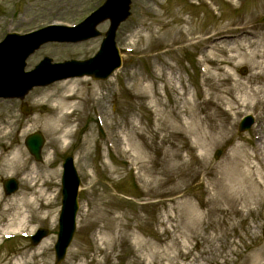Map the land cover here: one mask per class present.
<instances>
[{
	"label": "rangeland",
	"instance_id": "rangeland-1",
	"mask_svg": "<svg viewBox=\"0 0 264 264\" xmlns=\"http://www.w3.org/2000/svg\"><path fill=\"white\" fill-rule=\"evenodd\" d=\"M103 1L0 0V40L11 31L76 24ZM236 4L240 7L235 8ZM263 15L264 0H132L131 16L116 35L123 65L107 80L83 77L85 82L79 87L83 98H77L80 107L65 120L71 132L64 148L52 143L44 127L51 110L42 103V92L61 81L36 87L23 100L0 99V126L9 132L0 140V150L16 140L15 147L27 153L25 168L40 171L37 188L47 190L45 197L34 194L37 200L24 211L26 217L17 220L24 225L9 233L12 239L0 234V264L18 259H28L27 264H54L61 164L68 154L74 156L81 178L80 208L74 239L61 264L264 261L258 256L264 247V194L248 203L232 194L234 189L214 180L222 175L225 159L237 145L254 143L255 127L264 126L262 104L230 115L225 112L228 100L223 93L230 90L238 96L244 87L253 86V71L245 59L250 58L249 52L237 36L225 33L245 27L264 34V23L259 21ZM186 20L197 29V37L214 29L222 34L218 41H228L208 46L196 39L182 42L188 32ZM108 26V21L99 25L102 35L85 42L41 46L27 59L25 70L33 69L44 56L53 62L93 56ZM170 27L180 30L174 43L163 37ZM205 58L219 60V68ZM243 66L245 75L238 72ZM258 83L264 93V82ZM24 103L31 107L28 115L21 110ZM247 114L254 116L255 126L238 132ZM24 129L16 138L15 132L21 134ZM36 131L45 137L40 162L24 142ZM204 137L209 138L205 145ZM7 178L19 182L17 192L9 196L2 186ZM24 181L18 171L0 172V230L7 228L11 218L4 209L29 189ZM226 183L230 184L228 177ZM230 194L235 206H231ZM85 209L92 213L88 218H83ZM40 227L48 228L50 235L34 246L28 236ZM98 231H105L110 240L101 244ZM73 250L75 255H71ZM29 255L32 258H24ZM203 255L212 257L205 260Z\"/></svg>",
	"mask_w": 264,
	"mask_h": 264
},
{
	"label": "bare ground",
	"instance_id": "bare-ground-1",
	"mask_svg": "<svg viewBox=\"0 0 264 264\" xmlns=\"http://www.w3.org/2000/svg\"><path fill=\"white\" fill-rule=\"evenodd\" d=\"M184 24V26H187L188 32H184L185 36L182 37V42L184 41V38L189 40L196 39V42L204 43V46H208L213 45L215 42L218 44L219 42L228 41L226 38L218 41L217 39H220L222 34L214 32V29H208L197 37V29L190 28L192 23L186 20ZM229 30L230 31L225 34L237 36L241 45L249 52L250 58L245 59L250 63L253 71L250 77V83L253 86L258 84V87L256 88H253V86L244 87L241 90V94L238 96L235 94L232 95L230 90H224L225 92L223 93L227 95L228 100V108L225 112L230 115H237L242 112V110H246L253 105L261 103L264 105V93H260L262 84L258 83V81L264 82V34L258 35L255 31L247 30L245 27H242L239 31L238 28H231ZM179 32L180 30H176L175 27H170L164 32L163 37H170L171 43H174L177 39L175 38V35L179 34ZM147 37L148 39H153L151 38V34H148ZM205 60L211 62L216 68H219V60L210 58H205ZM227 79L229 78L223 77L224 81ZM84 82V79H67L54 88L42 92L44 96L42 103L47 104L51 110L44 127L51 134L52 143L56 146L64 147L66 139L70 135L71 130L67 128V125L69 124H67V121L65 122V120L71 111V113H73L74 110L79 109L80 103L77 98H79V100L80 98H83L79 87L82 86ZM98 88L100 87H97V89ZM25 131L26 129L22 130L21 134L15 132L16 138L21 137ZM254 132L255 134H258L255 142L251 144L239 143L234 152L226 157L223 164L222 175L220 177H214L216 184L223 185L229 189H234L232 194L237 195L239 199L245 200L248 203L260 200L263 198L264 194V154L261 151L264 149V126L262 129L256 127ZM8 134L9 132L6 131V128L0 126V140ZM206 139L209 138L204 137L202 140L204 145L206 144ZM211 139L214 140L215 137H211ZM15 142L16 140L10 144H6L5 149L3 151L0 150V172H20L25 179V186H29V189H26V191L21 193V197L18 201L17 199L11 201L13 204L4 209L6 215L9 214L10 211L11 214L9 215L11 218L7 224V228L0 230V234H8L10 231H15L18 227L23 226V221L19 222L17 220L26 217L24 211H27L26 208L32 206L33 202L37 200L36 197H34V194H37L38 198L39 196L45 197L47 193V190L37 188V179L40 176V171L36 167L25 168L28 158L27 153L22 147H15ZM2 169H4V171ZM209 170L217 176L213 167H209ZM50 176V174L47 175L49 178ZM227 177L230 179V184L226 183ZM232 194H230V200H232L231 206H235ZM91 215L92 213L85 209L83 218H88ZM96 233L98 235L97 239L101 244H105L110 240L105 231L103 234L99 231ZM198 244L201 246L200 240H198ZM75 253L76 250H73L71 255H75ZM258 256L261 258L264 257V247L260 250ZM202 257L207 260L212 256L203 255ZM24 258H32V256H25ZM27 262L28 259H24L22 262L18 259L14 263L11 262L8 264H27ZM248 264H264V261L259 262L256 260L254 263L250 261Z\"/></svg>",
	"mask_w": 264,
	"mask_h": 264
},
{
	"label": "water",
	"instance_id": "water-1",
	"mask_svg": "<svg viewBox=\"0 0 264 264\" xmlns=\"http://www.w3.org/2000/svg\"><path fill=\"white\" fill-rule=\"evenodd\" d=\"M130 0H107L106 3L92 14L84 23L74 29L75 36L61 33H51L45 30L24 37L16 34L9 35L0 45V97H21L36 85H46L55 80L69 76L92 75L94 78H107L121 65L119 52L115 49L114 37L119 23L129 15ZM111 19V27L103 42L100 52L84 62H67L51 65L46 58L31 73H24L27 56L47 40H80L98 35L95 26L104 19ZM30 151L40 159V149L43 138L40 134H33L26 140ZM62 177V212L60 216V230L55 246L57 263L65 256L66 249L72 239L75 229V216L78 210L79 178L73 165V158H66L63 164ZM17 189V182L13 179L5 183L7 194ZM46 231H41L34 239L38 242Z\"/></svg>",
	"mask_w": 264,
	"mask_h": 264
}]
</instances>
